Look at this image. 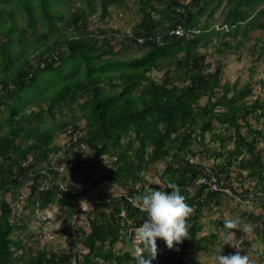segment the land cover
Here are the masks:
<instances>
[{"label":"trees","instance_id":"obj_1","mask_svg":"<svg viewBox=\"0 0 264 264\" xmlns=\"http://www.w3.org/2000/svg\"><path fill=\"white\" fill-rule=\"evenodd\" d=\"M80 1L82 5L73 11L71 0H0V112L7 114V125L0 131V264H137L140 253L117 249L119 243L132 246L135 230L147 219L129 199L149 191L143 185L145 173L164 162L159 175L163 186L152 190L170 193L168 183L179 186L193 209L187 221L190 239L173 250L157 239V256L151 264H187V244L196 240L204 210L212 211L222 196L229 195L206 193L196 183L206 167L193 159L210 152L205 147L207 134L220 146L209 153L212 171L232 195L252 197L232 187L229 171L236 162L248 178L264 183V130L251 123L264 119V97L255 96L251 81L222 83V62L215 61L212 70L207 52L200 51L213 45L220 55L241 52L253 31L264 30V0H134L138 22L131 33L121 35L113 28L91 29L90 17L99 10L103 19L123 0ZM225 2L223 23L216 28L209 19ZM61 5L66 6L64 12L58 10ZM27 29L34 41L28 47ZM158 35L161 43L155 42ZM15 46L18 52L12 56ZM134 46L143 53L122 58ZM251 50L264 59L263 40ZM162 71L157 80L153 74ZM51 77L52 86L41 97L19 105L23 95ZM56 78L60 83L54 84ZM73 106L82 112L85 126L73 123L63 133L67 143L56 145V130L51 131L45 120H54L55 111ZM66 126L54 128L63 131ZM197 146L203 148L197 151ZM53 154L74 162L73 170L81 158L91 162L107 157L111 161L102 180L125 187L127 193L102 195L89 210L79 209L85 190L65 184L64 168L61 171L62 163L60 167ZM95 172L87 169V183ZM24 180L32 181L27 208L57 205L65 209L68 220L83 214L90 231L80 229L61 252L32 249L24 237L14 239L22 225L6 196L15 195ZM262 195L264 191H258L253 197ZM260 204L264 206V201ZM249 217L258 223L257 230L263 229L262 216ZM223 221L216 224L223 228ZM215 239V234L197 239V248L208 251Z\"/></svg>","mask_w":264,"mask_h":264},{"label":"rangeland","instance_id":"obj_2","mask_svg":"<svg viewBox=\"0 0 264 264\" xmlns=\"http://www.w3.org/2000/svg\"><path fill=\"white\" fill-rule=\"evenodd\" d=\"M182 1L184 3H189L191 0ZM68 5L72 6V10L74 11L76 7H80L82 5V1L71 0V2H68ZM226 5L227 2L223 4L221 9L216 10L213 18L209 19V22L215 23L216 28L220 27L221 23H223L224 13L227 9ZM136 8L137 2L134 0H123L121 4L111 6L108 14L103 19L98 17L99 10H97V12L90 17V28H113L120 31V35L122 33H131L134 26L138 22ZM58 10L64 12L66 10V6H59ZM87 10L90 12V8ZM206 17L207 16H204L202 19L204 20ZM26 32V46L28 47L32 45L34 41L31 35L32 30L27 29ZM259 39L260 41H264V30L253 31L249 35L250 41L239 53L226 52L225 55H220L216 53L217 48L213 45H209L208 48H201L200 51L207 52L206 59L208 63L213 65L212 70L215 67V61L220 60L222 62L224 71L222 83L229 82L233 84L235 82H240L241 84H244L251 81L254 85L255 96L263 98L264 89L261 87L260 81L264 82V59L258 57L259 51L254 50L253 52L251 50L255 45V42ZM1 42H6V39L1 40ZM234 43H236V41H234ZM260 45L262 46V42ZM17 52V46L12 48V56H14ZM142 53V48L134 46L132 50L123 52L122 58L128 59V57L141 55ZM163 74L164 71L155 72L153 76L157 80H160ZM52 77L42 80L36 88L23 95V97L18 101L19 105H25L31 100L41 97L48 88H51ZM60 79L61 78H56L54 84H57V82L60 83ZM82 101L83 100L80 102ZM206 102V100L202 101V103ZM42 109L46 110V106L43 105ZM54 113L55 119L52 120L51 117H49L47 118L49 121L45 120V123L48 124L51 131L56 130L54 132V143L56 145L63 146L67 143V138L63 135L64 131L72 127L73 123H75L77 127H84L86 121L82 118V112L76 106L69 109L65 108L62 112L55 111ZM6 115V111L1 110L0 131H2L4 126L7 125ZM63 123L67 125L63 131H58V129L54 128L55 125L58 126ZM251 123L254 127L264 130V119H262L259 123L256 119H252ZM43 126L49 128L45 124ZM213 140L214 139L211 138V135L207 134L205 147L209 148L210 152L214 149L220 150L219 144L217 142H213ZM228 146L229 145L226 142V147ZM262 147V144L258 145L259 149ZM202 148L203 146H197L196 150L199 151ZM210 152L205 155H199L198 158L193 159V161L200 163L202 166L211 164V157H209ZM54 156H56V154L52 155V157ZM56 157V160L60 161V167L62 163L61 171L64 168V173L67 177V182H65V184L71 187H76L79 190H85L84 196L78 201L79 209L82 208L85 211L89 210V208L93 206L94 202L102 195L114 197L116 195H123L127 193V189L125 187L116 183L104 182L102 180L104 171L109 167L111 161L107 157H102L91 162L81 158L78 160L80 164H78L74 170L71 167L74 162L66 163L63 154H59ZM238 165L239 164L236 162L229 171L233 189L238 191V193L242 190L248 191L253 196H255V193L258 191H264V183L258 185L257 179L248 178L247 173L241 172ZM60 167H58L59 171ZM42 168L47 169V165L43 164ZM88 168L96 169V172L87 183L85 175L88 174ZM164 169L165 162L156 164L155 167L150 168L149 172L145 173L143 185L146 189L150 190L156 186H163L160 182L159 175L162 171H164ZM240 173H242L243 177L240 176ZM240 177L242 178L243 183H241ZM23 183V186L16 191L15 195L9 194L6 196V199L12 204L14 215L17 216L15 220L22 225V229L15 232L13 236L14 239L24 237V243H27L32 249H42L44 247H48L52 248L56 252H61L70 247V242L75 240V237L78 235L80 229H84L87 232L90 231L89 226L87 225L86 216L83 214L74 215L71 220H68L65 218V209H62L57 205L50 206L45 210H41L39 208H27V198L30 195L29 186L32 181L24 180ZM190 191H192V194L196 192L193 189ZM221 198V204L218 206L214 205L212 207V211L207 209L204 210L198 226L196 240L188 241L186 248V263L216 264L215 258L221 251V254L225 256L234 255L237 252V249L229 244H225V229L219 227L216 224V221L219 219H235L238 220L241 225H252L253 231L245 234L240 230H235V237H227V240L236 244L240 248L242 255L247 254L250 258L251 264H264V225L263 229L260 228L261 230H257L256 227L258 223L252 221L249 217V215H253L255 217L262 216L264 218V206L260 204V202L262 203L264 201V195H262V198L260 196L253 197L249 203L242 202L237 195H225ZM211 234H215L216 239L213 244L209 246V250L201 251V249H198L197 239L207 237ZM117 249L121 252L130 251L134 254L140 253L139 245L136 246L134 242L132 246L127 243H119Z\"/></svg>","mask_w":264,"mask_h":264},{"label":"clouds","instance_id":"obj_3","mask_svg":"<svg viewBox=\"0 0 264 264\" xmlns=\"http://www.w3.org/2000/svg\"><path fill=\"white\" fill-rule=\"evenodd\" d=\"M167 187L171 189L170 193L150 189L146 193L132 197L133 203L147 214V219L144 220L142 226L135 230V240L140 246V255L136 257L137 264H151V261L156 259L157 239H162L169 250H173L174 246L181 244L184 240L190 239L187 221L193 209L187 204L186 198L181 195L178 185L168 183ZM251 196L252 199L253 195ZM223 222L225 244L236 248L237 252L234 255L225 256L221 254V251L215 258L216 264H251L249 256L242 255L240 248L229 242L227 237H235V230H240L245 234L251 233L253 226L241 225L235 219H226ZM145 253L147 258H145Z\"/></svg>","mask_w":264,"mask_h":264},{"label":"built area","instance_id":"obj_4","mask_svg":"<svg viewBox=\"0 0 264 264\" xmlns=\"http://www.w3.org/2000/svg\"><path fill=\"white\" fill-rule=\"evenodd\" d=\"M176 34H179V35H182L183 33L181 31H176ZM161 38L162 36L158 35L155 39V42L156 43H161ZM153 38H149L148 40H152ZM139 41L141 43L145 42L146 39H139ZM213 159L211 158V164L209 165H205L206 167V171H205V174L201 175L196 183L199 185V186H203L204 187V190L206 193H209V192H218V191H222V192H225L227 194H229L230 196H233L231 191L228 189V188H225L224 185H223V182H220L219 181V178L216 176V173L212 171V164H213ZM235 196V195H234ZM239 197V196H238ZM239 199L242 201V202H251V200H249V198H244V197H239ZM132 206L136 209H139L132 201V198L129 199ZM239 200V202H240ZM140 210V209H139ZM141 211V210H140ZM261 226L262 223H261ZM135 236L134 235L132 237V241L134 242V244L137 246L138 245V242H136L135 240Z\"/></svg>","mask_w":264,"mask_h":264}]
</instances>
